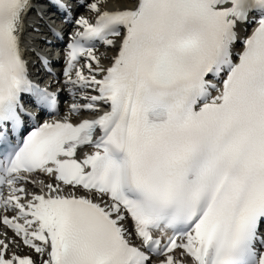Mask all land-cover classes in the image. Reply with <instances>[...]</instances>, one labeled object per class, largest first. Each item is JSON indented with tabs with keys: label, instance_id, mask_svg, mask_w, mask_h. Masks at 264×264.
<instances>
[{
	"label": "snow or ice",
	"instance_id": "obj_1",
	"mask_svg": "<svg viewBox=\"0 0 264 264\" xmlns=\"http://www.w3.org/2000/svg\"><path fill=\"white\" fill-rule=\"evenodd\" d=\"M109 2L48 0L75 28L65 84L95 94L43 120L62 90L25 58L36 0H0V264H264V0Z\"/></svg>",
	"mask_w": 264,
	"mask_h": 264
},
{
	"label": "bare ground",
	"instance_id": "obj_2",
	"mask_svg": "<svg viewBox=\"0 0 264 264\" xmlns=\"http://www.w3.org/2000/svg\"><path fill=\"white\" fill-rule=\"evenodd\" d=\"M93 2H95V0H94ZM116 7H117V4L115 3V0H110V2H109L108 4L105 5V8H106L107 10H112V9H114V8H116ZM80 10L86 12V14H87V15H86V18H94V14L91 13V12H89L87 9H85V8H83V7L80 6ZM28 22H29V21H28ZM28 22H27V20H26V24H27L26 30H28V26H29ZM24 45H25L26 47L29 46V45H27L26 43H24ZM118 45H119V41H117V47H118ZM104 47H105V46H104ZM97 54H98V57H100V59H101V63H102L105 67H107V66H110L111 61H110L109 59H106L105 57H112V56H114V55L116 54V52H115V49H109L108 52L97 51ZM86 71H87V70H86ZM65 79H66V78H65ZM52 181H53V184L57 183V181L55 180V178H53ZM35 189H36V188H35ZM69 190H70L69 188L65 187V191H66V192L69 191ZM130 226H131V221H130V225H129V227H130ZM39 259H40V257H39V255H38V260H39Z\"/></svg>",
	"mask_w": 264,
	"mask_h": 264
},
{
	"label": "rangeland",
	"instance_id": "obj_3",
	"mask_svg": "<svg viewBox=\"0 0 264 264\" xmlns=\"http://www.w3.org/2000/svg\"><path fill=\"white\" fill-rule=\"evenodd\" d=\"M94 0H90L89 2H93ZM4 233H7V236L9 237V238H11V237H13V233H11V232H6L5 230H2L1 228H0V236H3V234ZM10 251L12 252V253H16V254H18V255H21V256H29V257H31V258H33V259H37L38 258V255L39 254H37V253H32L31 251H32V249L31 248H28L27 246H20V247H16L15 245H12V246H10ZM36 254H37V257H36Z\"/></svg>",
	"mask_w": 264,
	"mask_h": 264
}]
</instances>
